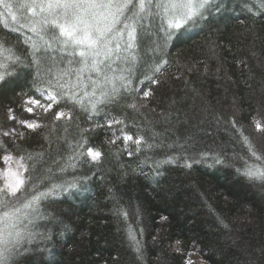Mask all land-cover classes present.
Returning <instances> with one entry per match:
<instances>
[{"label": "trees", "instance_id": "16d2710c", "mask_svg": "<svg viewBox=\"0 0 264 264\" xmlns=\"http://www.w3.org/2000/svg\"><path fill=\"white\" fill-rule=\"evenodd\" d=\"M215 3L219 8L174 32L166 46L160 19L146 17L135 51L137 91L101 105L103 111L91 119L71 104L65 108L71 120H54L56 106L48 113L37 109L39 116L24 110V101L35 94L34 69L27 67L22 34L0 24V37L25 57L0 82V141L14 156L32 157L24 175L38 190L81 181L79 190H57L42 201L34 230L43 235L19 264H264V185L235 170L241 167L236 156H248L236 128L260 149L255 121L264 124V10L256 7L258 0ZM162 59L168 64L160 83L142 98L146 88L137 80ZM133 102L135 110L127 107ZM108 118L124 124L109 128ZM33 119L42 124L35 132L19 123ZM121 128L133 140L144 138L139 150L132 141L125 145ZM11 129L22 135H2ZM82 135L88 140L84 150L98 149L100 160H81L60 172L70 145ZM4 154L0 149V168L6 167ZM217 155L223 164L214 163ZM169 157L178 159L167 163ZM185 157L195 158L187 161L191 168L184 166Z\"/></svg>", "mask_w": 264, "mask_h": 264}, {"label": "snow or ice", "instance_id": "6c2138e0", "mask_svg": "<svg viewBox=\"0 0 264 264\" xmlns=\"http://www.w3.org/2000/svg\"><path fill=\"white\" fill-rule=\"evenodd\" d=\"M256 7L264 10V0H258ZM213 8H219L215 0H0V24L12 33L22 34L23 44L27 46V67L34 69L32 88L39 98L35 94L28 96L24 101V110L39 116L37 109L48 113L56 106L58 110L53 112L54 120H71V110H65L71 104L87 113L89 119L93 114L99 115L103 111L101 105L106 107L123 99V94L137 91L133 86L138 63L135 51L138 30L146 17L155 15L160 19L166 46L174 32L199 24ZM247 10L252 12V7ZM24 59L15 46L0 37V82L12 74L14 67L22 65ZM167 64L168 61L162 59L146 69L142 80H137L146 88L142 98L153 94L151 85L160 83L159 74ZM127 107L135 110L137 105L133 102ZM8 113L10 119H16L11 115V108ZM19 123L34 132L42 127L36 119L20 120ZM232 123L235 127V120ZM123 124V120L116 118L106 120L109 128ZM255 129L261 134L258 138L260 149L244 135L241 128H236L248 156H236L241 161V167L235 170L245 178L264 185V155L261 154L264 151V124L259 119L255 121ZM120 131L125 145L132 141L139 150L144 138L141 136L133 140L132 135L123 132V128ZM13 134L22 135L15 129L2 133L4 137ZM109 142L115 143V140ZM87 144V137L82 135L80 141L70 145L71 153L59 171L63 173L69 168L75 169L81 160L88 163V158L99 161L102 153L91 146L85 151ZM0 149L6 153L2 156L6 167L0 168V264H19L18 258L28 254V246L43 235L34 230L41 218L42 201L57 190H79L81 181L73 179L52 184L43 191L38 190L31 183V177L24 175L29 171L26 160H32V157L14 156L2 141ZM132 154L128 151L129 156ZM201 157L204 158L203 153ZM176 159L169 157L166 162L174 163ZM194 159L185 157L184 166L191 168L192 163L187 161ZM214 163L223 164L224 160L217 155ZM124 215L127 216V213ZM216 219L220 226L228 229L224 218L217 215ZM131 239L138 245L135 236ZM176 243L179 244V241ZM136 250L140 251L138 246ZM37 264L46 262L40 260Z\"/></svg>", "mask_w": 264, "mask_h": 264}, {"label": "rangeland", "instance_id": "374dc122", "mask_svg": "<svg viewBox=\"0 0 264 264\" xmlns=\"http://www.w3.org/2000/svg\"><path fill=\"white\" fill-rule=\"evenodd\" d=\"M191 259H197V256L192 255V256H191Z\"/></svg>", "mask_w": 264, "mask_h": 264}]
</instances>
